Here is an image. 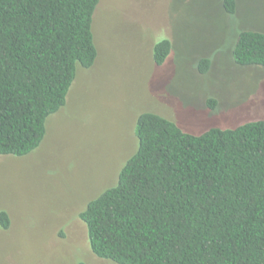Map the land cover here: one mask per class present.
<instances>
[{
  "label": "trees",
  "instance_id": "1",
  "mask_svg": "<svg viewBox=\"0 0 264 264\" xmlns=\"http://www.w3.org/2000/svg\"><path fill=\"white\" fill-rule=\"evenodd\" d=\"M99 3L0 0V156L36 151L79 70L96 63ZM222 7L233 17L238 0ZM172 50L156 42L155 63ZM232 56L264 69V32L240 31ZM136 124L138 150L117 184L79 214L92 254L114 264H264V120L197 136L150 112ZM10 225L2 211L0 226Z\"/></svg>",
  "mask_w": 264,
  "mask_h": 264
},
{
  "label": "rangeland",
  "instance_id": "2",
  "mask_svg": "<svg viewBox=\"0 0 264 264\" xmlns=\"http://www.w3.org/2000/svg\"><path fill=\"white\" fill-rule=\"evenodd\" d=\"M242 30L264 32V0H238L233 17L222 0H100L96 63L79 70L36 151L0 156V213L11 223L0 226V264H114L92 254L79 214L117 184L138 150L141 114L196 136L264 120V69L232 56ZM164 38L173 50L158 66Z\"/></svg>",
  "mask_w": 264,
  "mask_h": 264
}]
</instances>
